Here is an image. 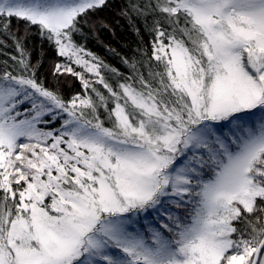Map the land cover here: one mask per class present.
I'll return each mask as SVG.
<instances>
[{
    "label": "snow or ice",
    "instance_id": "1",
    "mask_svg": "<svg viewBox=\"0 0 264 264\" xmlns=\"http://www.w3.org/2000/svg\"><path fill=\"white\" fill-rule=\"evenodd\" d=\"M0 55V264H264V0H0Z\"/></svg>",
    "mask_w": 264,
    "mask_h": 264
},
{
    "label": "trees",
    "instance_id": "2",
    "mask_svg": "<svg viewBox=\"0 0 264 264\" xmlns=\"http://www.w3.org/2000/svg\"><path fill=\"white\" fill-rule=\"evenodd\" d=\"M112 2L121 4L123 0H112ZM117 13V8H110L98 13L99 16L103 17L108 26L106 28L98 27L94 32H89L86 47L101 57L110 66L124 71L121 57H134L138 48L148 46L149 36L144 32L143 25L139 20L135 22L136 27L141 29L140 36H137L128 20L119 16ZM141 36L143 37V42L141 41ZM9 43L11 42L9 41ZM25 43L26 47L32 52L33 62L39 57L41 47L44 48V63L41 65V73L49 82L56 83L49 76V71L53 64V57L47 46L42 44L37 35L29 36ZM8 51L15 54L11 49ZM0 59H4V56L0 55ZM59 87L66 97L80 89L78 81L71 77H67L66 79L62 78L59 82Z\"/></svg>",
    "mask_w": 264,
    "mask_h": 264
}]
</instances>
